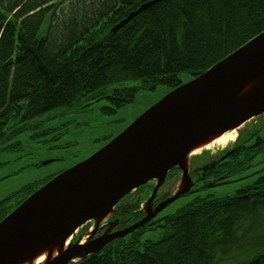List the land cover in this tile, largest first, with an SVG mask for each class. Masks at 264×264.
<instances>
[{"label":"trees","instance_id":"16d2710c","mask_svg":"<svg viewBox=\"0 0 264 264\" xmlns=\"http://www.w3.org/2000/svg\"><path fill=\"white\" fill-rule=\"evenodd\" d=\"M147 1L0 0V151L16 150L20 143L11 139L60 110L106 100L102 112L113 115L141 89L174 90L182 85L179 73L198 77L264 32V0H163L112 32ZM239 138L240 153L225 166L264 164V118ZM263 171L231 197L196 199L151 230L109 242L74 264H222L234 247L258 238L255 227H264L256 220L264 210ZM51 179L12 195L24 194L15 204L2 201L0 222ZM192 194L193 188L182 197ZM159 231L157 241L145 238ZM244 264H264V252Z\"/></svg>","mask_w":264,"mask_h":264},{"label":"water","instance_id":"95a60500","mask_svg":"<svg viewBox=\"0 0 264 264\" xmlns=\"http://www.w3.org/2000/svg\"><path fill=\"white\" fill-rule=\"evenodd\" d=\"M161 1L140 6L112 32ZM263 70L264 32L205 73L175 88L92 157L40 187L0 222V264H7L30 245L80 229L115 211L125 197L154 180L158 188L177 167L183 172L186 189L173 194L157 213L181 198L193 185L188 169L181 165L191 145L238 115L254 119L264 114V89L238 100ZM150 219L105 235L97 244L72 247L70 243L50 264H66L81 254L84 258L95 255L109 242L144 227Z\"/></svg>","mask_w":264,"mask_h":264},{"label":"rangeland","instance_id":"374dc122","mask_svg":"<svg viewBox=\"0 0 264 264\" xmlns=\"http://www.w3.org/2000/svg\"><path fill=\"white\" fill-rule=\"evenodd\" d=\"M178 79L182 84L192 80L187 72L179 73ZM171 91L173 89L167 85H159L154 91L141 89L137 92L132 103L117 110L113 115H107L102 112L103 107L109 106V102L106 100L96 102L85 109L60 110L54 113V118L43 123L36 131H27L14 137L8 144L19 142L20 147L14 151H0V202L30 185L43 184L61 172L70 170L89 159ZM263 118L264 114L254 117L244 128L238 131L236 140L239 136L244 135L250 126L259 124ZM235 141L224 146L216 145L212 150L206 151L205 154L194 159L191 158L187 164L188 172H194L197 176V172L200 170L207 171L215 160L222 155L223 149L235 144ZM258 159L262 160L263 156ZM49 160L54 161L45 166L42 165L43 162ZM256 161L258 162V160ZM260 166L262 167L263 164ZM260 166L253 169L257 170L261 168ZM254 179L250 178L245 183L242 181L218 187L209 186L208 188L203 187L204 184L201 183L203 180L197 181V185L193 187L194 194L181 197L171 203L161 213L160 218L163 219L168 215L176 214L183 207L199 198L204 199L208 196L218 199L231 197L241 187L244 188ZM182 180L183 174L169 182L165 186L166 190H170L172 187L173 193H177L179 183ZM205 180L206 185L214 183L210 178ZM135 193L136 191L133 195L131 194V198L125 204L129 205L133 201ZM23 197L24 194L18 195L15 200L12 197V200L6 204H15L17 201H21ZM116 212L117 209H115L113 217ZM257 216L259 217L256 220L262 221L264 225V210ZM88 226H92V222L88 223ZM103 228L104 225L96 231L99 232ZM253 232V237L257 236L258 238L253 239L249 246L234 247L233 252H231L232 255L225 257L226 259L222 260V264H244L264 252V227H255ZM162 233L163 231H159L158 233L145 236V238L157 241ZM90 238L87 239V242ZM74 263L78 262L70 260L66 264Z\"/></svg>","mask_w":264,"mask_h":264},{"label":"flooded vegetation","instance_id":"af4514ba","mask_svg":"<svg viewBox=\"0 0 264 264\" xmlns=\"http://www.w3.org/2000/svg\"><path fill=\"white\" fill-rule=\"evenodd\" d=\"M240 141H241L240 138H238L235 141V144L229 146L226 149H223L222 155L219 156L214 162V164H215L219 161L218 165L211 166L213 168V170L209 174L206 175L205 172H199V174L197 173V176H196V174H194V172H189V179H190L191 184H193L191 188L195 187L197 185L196 182L200 181V180H204L201 182L204 184L203 187L204 186L218 187L221 185L232 184V183H237V182H242V181L245 183L250 178L254 179L255 177L260 176V172L262 170H264V164L262 167L260 166L261 164H259V163H261V161L257 162L254 160L255 161L254 163L252 162V163H250V165H247L244 167L241 166L240 163H236L235 165L234 164L231 165L233 168H229L230 166H228V167L225 166V164H227V163L229 164V161H228L229 158H231L232 156L233 157L237 156V153H240V150L242 148ZM253 141H255V139L252 140V145H255ZM243 147H245V145ZM250 147L253 148V151L258 150V149H255L254 146H250ZM228 154H229V157H227L225 159L226 161H221V159ZM235 162H238V161L236 160ZM258 166H260L261 168H259L257 170L253 169V168H256ZM234 170L235 171L239 170V172H240L238 174L239 177H237L235 179L229 180V179H226V177L229 175H223L225 172H230V171H234ZM178 172H179L178 173L179 175L176 176L177 178L180 177L182 171L179 170ZM214 176H218V178L215 179ZM176 177H174L173 179H169V177L167 176L166 179L160 184V186L158 188H157V181H155V180L148 183L144 187H141L140 189H138L136 191L135 196L133 198V201L129 205L125 204V202L129 198H131V195L125 197L119 203V205L117 207V214H115L113 219L109 223L104 225L103 230L101 229L99 232L98 231L94 232L92 238H90L86 244H90V243H96L97 244V243H99V240L103 236L109 235V234L114 233L116 231L130 227V226L140 222L141 220H143L147 217H151L150 221H148L144 227L136 230L137 232H139V230H142L141 232L151 230L152 227L154 228L155 226L159 225V222L163 221V219H166L169 215L164 217L163 219L160 218L161 213L167 207L164 210H162L161 212L157 213L158 207L161 204H163L164 202H166L168 199H170L171 196L174 194L172 187L170 188V190H168V189L166 190L165 186L169 182H172L174 179H176ZM206 178L207 179L210 178V180L212 179L214 181V183L206 185V180H205ZM252 182H250V183H252ZM242 189H243V187H241L239 190H242ZM8 199L9 200L3 204H6L10 200H12V198H8ZM150 200H152V201L149 202ZM145 203H146V208L144 209ZM3 204H0V208L2 206H5ZM84 227H86V226H84ZM85 232H86V230L83 227L79 230L77 237L72 242V247L82 246L81 241L85 235Z\"/></svg>","mask_w":264,"mask_h":264},{"label":"bare ground","instance_id":"6f19581e","mask_svg":"<svg viewBox=\"0 0 264 264\" xmlns=\"http://www.w3.org/2000/svg\"><path fill=\"white\" fill-rule=\"evenodd\" d=\"M152 1L154 0H148L147 2L143 3L142 6ZM263 89L264 70L247 86L238 100H243L244 98L253 96ZM252 119L253 118L245 119L243 115H238L233 119L224 122L222 125L212 130L208 134L200 137L194 142V144L191 145L184 159L182 160L181 165L187 169L188 161L191 158L194 159L201 156L204 152L212 150L216 145L224 146L230 142H234L238 136V131L244 128ZM186 186L187 182L183 179L179 183L177 193L184 191ZM144 208H146V205ZM113 215L114 211L112 210L104 216L92 221V226L89 227L87 223L85 226L89 228L85 232V235L81 241V245H85L87 243V239L90 238L98 228L113 218ZM80 229L53 237L34 245H30L11 258L7 264H50L62 256L70 243L77 237ZM84 256L85 254H81L74 257L72 260L74 262H79L84 258Z\"/></svg>","mask_w":264,"mask_h":264}]
</instances>
